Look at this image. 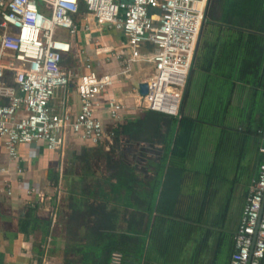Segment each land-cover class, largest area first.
Listing matches in <instances>:
<instances>
[{
    "label": "crops",
    "instance_id": "0c3cea01",
    "mask_svg": "<svg viewBox=\"0 0 264 264\" xmlns=\"http://www.w3.org/2000/svg\"><path fill=\"white\" fill-rule=\"evenodd\" d=\"M83 19L91 21L94 39L87 42L83 23L78 22L72 70L77 76L86 73L88 61L98 75L112 76L103 102L116 99L127 106L118 122L105 111L99 113L109 133L146 110L139 85L148 82L153 67L132 63L125 73L116 58L126 49L123 34L98 28L88 16ZM150 47L146 43L142 51ZM76 83L57 92L49 103L52 112L72 118L79 113ZM173 117L177 124L164 159V148L153 145V264H230L263 142L255 133L264 127V0H207L187 89ZM112 145L111 136L92 144L67 133L62 151H50L41 142L22 144L13 161L0 140V264H63L66 237L61 225L68 208L64 213L59 209L71 197L73 183L83 180L79 157L109 151ZM92 168L95 178L100 177L96 166ZM31 187H37V193L30 192ZM35 204L37 217L52 221L43 255L37 252L42 232L21 225L28 207ZM119 259L114 255L113 264Z\"/></svg>",
    "mask_w": 264,
    "mask_h": 264
},
{
    "label": "built area",
    "instance_id": "2783aa9c",
    "mask_svg": "<svg viewBox=\"0 0 264 264\" xmlns=\"http://www.w3.org/2000/svg\"><path fill=\"white\" fill-rule=\"evenodd\" d=\"M82 1L84 16L98 28L114 29L126 38V49L116 56L125 73L132 63L152 65L142 106L177 116L207 0ZM79 7L80 0H0V140L10 160L18 158L17 148L22 144L41 142L50 151H62L67 133L98 144L108 136L99 113L105 111L115 122L123 117L124 103L110 99L105 104L102 99L113 83L112 76L98 75L88 61L84 62L86 73L79 76L62 66L80 30ZM82 23L90 42L94 39L91 21ZM146 43L152 49L144 53ZM74 80L79 113L72 118L52 112L50 101ZM259 153L258 174L249 187L230 264H261L264 259V141ZM37 190L31 187L30 192Z\"/></svg>",
    "mask_w": 264,
    "mask_h": 264
},
{
    "label": "trees",
    "instance_id": "16d2710c",
    "mask_svg": "<svg viewBox=\"0 0 264 264\" xmlns=\"http://www.w3.org/2000/svg\"><path fill=\"white\" fill-rule=\"evenodd\" d=\"M85 13L80 0L77 23L83 22ZM71 59L72 53L63 63L69 65ZM176 124L177 119L171 115L144 110L109 130L113 143L109 151L79 157L83 180L73 183L75 188L69 189L71 197L63 200L59 209L60 213L67 208L68 213L71 211L65 214L67 219L61 225L66 237L63 264H113L114 255L120 256L119 264H153V145L164 148V159ZM255 135L264 141V127ZM92 166L101 172L100 177L95 178ZM157 170L160 178L163 165ZM87 178L94 179L87 181ZM121 209L123 212H118ZM36 212L37 204L28 207L21 228L42 232L44 239L37 252L43 255L52 221L39 219Z\"/></svg>",
    "mask_w": 264,
    "mask_h": 264
},
{
    "label": "water",
    "instance_id": "95a60500",
    "mask_svg": "<svg viewBox=\"0 0 264 264\" xmlns=\"http://www.w3.org/2000/svg\"><path fill=\"white\" fill-rule=\"evenodd\" d=\"M11 30H13L11 28ZM139 93L142 97H145L148 94V84L147 83H142L139 85Z\"/></svg>",
    "mask_w": 264,
    "mask_h": 264
},
{
    "label": "rangeland",
    "instance_id": "374dc122",
    "mask_svg": "<svg viewBox=\"0 0 264 264\" xmlns=\"http://www.w3.org/2000/svg\"><path fill=\"white\" fill-rule=\"evenodd\" d=\"M70 58H68V60H69ZM72 60V59H71ZM64 68H72V61H70V63H69V65H66L65 63H63V65H62ZM75 71V70H74ZM75 81V80H74ZM108 134V133H107ZM109 136V135H108Z\"/></svg>",
    "mask_w": 264,
    "mask_h": 264
}]
</instances>
